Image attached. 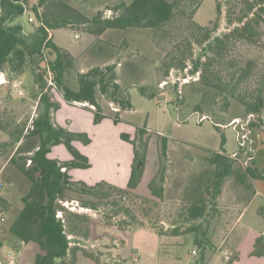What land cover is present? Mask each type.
<instances>
[{"label":"rangeland","instance_id":"374dc122","mask_svg":"<svg viewBox=\"0 0 264 264\" xmlns=\"http://www.w3.org/2000/svg\"><path fill=\"white\" fill-rule=\"evenodd\" d=\"M56 1L71 4L89 18L99 13L103 18H108L115 14L116 5L129 3L131 0H46L40 5L43 17L44 13L50 20L65 16V10ZM218 1L221 3L220 14L217 9ZM185 5V16L177 15L159 28H109L101 34L88 33L87 25L82 23H73L54 32L49 28L50 37H54L59 45L72 52L71 65L65 71L64 82L77 88L79 73H86L97 67L102 69L105 81L110 84L106 93L101 91L100 86L97 87L102 111L105 118L110 117L113 122L114 116L118 114L122 122H114L101 128L92 124L91 133L95 135L96 144L89 148L78 146L88 156L91 167L79 168L74 174L86 181H93L100 176L101 179H106L105 176L116 172L115 167L109 166L110 162L118 163L119 170L128 167L130 144H133L121 138L123 132L135 139L138 128L146 127L145 137L149 140L148 150L152 157L157 153L160 155L164 140L168 143L167 157L163 163L166 170L162 198L152 194L147 184V175L137 188L138 192L134 191L133 195L123 198L115 194L118 205L103 204L99 210L79 205L83 200L93 199L92 196L80 194L77 190L67 192V198L62 203L68 212L88 215L89 225L92 221V235L87 239L84 237L83 223H79L82 227L79 235L82 242L79 244L97 258L93 260L81 251L75 264H112L113 259H120L119 256H113V247L118 243L122 244L117 235L123 218L121 213L116 215L120 207L130 209L138 219L132 226L125 223L127 229L140 228L143 223L144 227L166 233L174 228L184 230L197 224L198 220L188 218L186 209L194 200L196 187L200 184L204 188L214 176L217 167L210 158L220 152L221 133L226 137L225 151H238V155H230L232 172L223 179L218 203L221 207L229 206L247 194V184L242 178L247 166L245 161L253 152L252 131L248 124L256 116H248L245 107L230 91L203 82L202 68L195 72L193 69L198 58L202 62H210L209 81L226 87L225 84L238 79L239 73L249 63L252 66L251 72L238 86V91L248 94L256 87H263L264 21L256 27V34L252 38L242 35L226 38L227 33L239 24L237 19L247 7L245 0H203L193 17L189 15L193 3L186 1ZM30 16L36 17L35 13L26 12L16 20L23 24L26 32L42 24L39 17H36L34 23L29 22ZM75 33L79 37H75ZM217 36L223 37L225 41L221 55L209 48V43ZM54 58L52 53L44 54L46 64ZM47 75L44 71L45 95L54 98L52 101H57L61 93L49 84ZM27 85L26 81V87ZM113 89L117 90L119 99L127 97L132 106L123 109L113 101ZM38 92H41L40 88H30L27 94L19 96L11 89L0 88V126L4 127L0 143H10L0 147V166H5L4 177L7 180L5 191L0 195L1 210L6 218L0 223V259H6L10 253L15 264H35L40 250L37 243H22L10 231L23 206L22 196L31 185L30 180L11 162L19 144L11 142V133L23 125L27 131L33 118L43 113L45 103ZM262 116L264 117V112ZM242 125L250 130L245 140L241 138ZM106 133L107 139L104 137ZM241 140L245 143L242 150ZM107 141L110 146L104 145L103 142ZM111 148L113 152L106 157L105 151L109 152ZM63 149L68 151L66 147ZM208 194L201 192L198 196ZM260 204L261 200L258 199L252 210ZM212 213L214 214L213 211ZM125 218L130 221L129 215ZM211 234L208 233L210 236ZM195 237V233H184L171 245V250L178 255L179 264L198 262L199 256L192 251L199 248ZM216 240L220 242L221 239ZM116 261L118 260L114 262ZM58 264L64 263L58 260ZM129 264H133L131 257ZM211 264H220V261H213Z\"/></svg>","mask_w":264,"mask_h":264},{"label":"trees","instance_id":"16d2710c","mask_svg":"<svg viewBox=\"0 0 264 264\" xmlns=\"http://www.w3.org/2000/svg\"><path fill=\"white\" fill-rule=\"evenodd\" d=\"M45 1L0 0V71H7L10 79L30 71L34 75L36 84L43 92L40 98L45 103L43 113L33 118L32 125L27 128V131L23 125L11 133V142L20 143L11 157V162L30 180L31 185L25 195L22 196L23 206L12 223L10 231L22 243L35 242L38 244L40 250L36 255L35 264H58V260L68 264V259L70 264H75L81 251L93 260H97V258L94 253L79 244L82 242L79 239L82 227L84 228V237L87 239L90 235V217L79 212H68L62 203L67 198V192L77 190L80 194L93 197V199L83 200L79 204L81 207L99 210L103 204L118 205L115 202V194L121 198L131 196L141 183L147 162L149 140L145 137L146 127L138 128V135L135 139H131V135L127 132L121 133V138L132 143L134 147L132 170L126 187L112 184L106 180L94 184L72 180L69 173L70 169L91 167L88 156L83 154L73 144V141L81 140L85 144H89L92 139L85 132H73L53 122L51 112L59 109L61 104L59 101H52L47 94L45 95L46 87L43 81V72H46V65L48 64L54 72L55 89L61 93L66 102L71 104L88 102L90 104L88 107L94 110L95 124L100 123L105 118L98 99L97 87L100 86L101 91L106 93L110 84L105 81V72L98 67L86 73H79L77 88H72L66 84L64 74L67 67L71 65V53L59 46L52 37H49L47 28L57 29L73 23H82L87 25L86 31L92 34H101L109 28H159L177 15L185 16L187 14V7L184 6L186 1L193 3V8L189 14L190 17H193L203 0H131L129 3L122 2L116 5L114 7L115 14L108 18H103L100 13L89 18L71 4L56 1V4L65 10V16L54 20H50L46 13H44V17L39 13L38 9ZM245 1L247 7L237 19L239 24L227 33L226 38H231L234 35L252 38L256 34V27L261 21H264V0ZM217 9L220 14V1L217 2ZM26 12L35 13L42 22L30 32H26L23 24L16 21ZM44 45L47 49V55L49 53L55 55V58L48 61L47 64L44 61ZM224 45L223 37L217 36L214 41L209 43V48L221 55ZM213 58L216 57L213 56ZM209 66L210 62H202L198 58L193 72L202 68L201 79L203 82L212 87L230 91L236 100L245 107L248 116H256L248 124L250 130L262 128L264 125V117L262 116L264 112V86L254 88L248 93L249 95L238 91V86L251 72V64L248 63L242 69L238 79L233 80L230 84L229 82L225 84L226 87L209 81ZM116 88L117 85H115ZM115 89L112 92L113 101L120 104L123 109L131 107V101L127 97L119 99ZM142 92L144 93L143 89ZM257 117L258 120H256ZM114 122L116 124L120 122L118 114L114 116ZM217 128L220 129L218 126ZM0 129L4 130V127L0 126ZM221 134L220 152H216L210 158L211 162L216 164L217 169L213 178L206 183L204 188L200 184L196 187L193 194L194 200L187 207V215L190 220L206 217L208 203L213 202L221 193L224 177L232 172V158L224 153L226 137L224 133ZM61 143L66 145L72 153L73 159L61 161L58 158L49 157L48 154L52 151V147ZM9 144V142H3L0 143V147ZM167 151L168 143L167 140H164L159 155L160 169L149 183L152 194L160 198L163 197L164 192L163 181L166 166L163 163L167 157ZM246 178L264 179V171L247 165L242 179L245 180ZM201 192H208L209 196H198ZM120 213L123 216L120 223L121 229H127L125 223L127 226L136 224L138 219L130 209L120 207L116 215ZM259 213L264 217V206L259 209ZM127 215L130 216V221L125 218ZM79 223H83V226L80 227ZM140 227H144V224L142 223ZM198 228L199 226L191 225L184 230L174 228L171 231H166V233L172 235L195 233L196 244L206 246L209 243L206 233L198 232ZM157 232L159 234L165 233L163 231ZM252 254L264 255V234L257 238ZM229 262H232V259ZM200 264H204V257L201 258Z\"/></svg>","mask_w":264,"mask_h":264},{"label":"crops","instance_id":"0c3cea01","mask_svg":"<svg viewBox=\"0 0 264 264\" xmlns=\"http://www.w3.org/2000/svg\"><path fill=\"white\" fill-rule=\"evenodd\" d=\"M54 30L56 29H53V32ZM19 79L23 81V88L26 94L29 92L30 88L33 90H37L39 88L34 80V75L30 71H27L23 75L13 77V79H10V81ZM26 81L28 84L27 87ZM0 88L1 90H7V88L10 90L11 85H0ZM42 93L43 92H40L39 96H41ZM51 100H54V98H51ZM57 101L60 102L61 106L59 109L55 111L53 110L51 112L53 122L73 132H85L92 139L91 143L89 144H85L81 140H74L73 144L77 148L78 146L89 148L96 144L94 138L95 135L91 133V127H93L92 124L98 126V128H101L103 126H110L114 123L110 117H107L99 124H95L94 110L89 108L87 105L81 104L79 102L73 104L68 103L64 100L62 95L57 97ZM38 115H36V117ZM120 123L122 122H119L118 124ZM251 131L253 152H251L252 154H249L245 164L254 168L262 169L264 171V125L260 129ZM2 133L3 130L0 129V136ZM104 137L107 139V133ZM103 143L106 146H110L108 145V141ZM64 147H66V145L63 143L53 146L52 151L48 154L49 157L58 158L61 161H69L73 159V155L67 147L66 148L68 151H63L65 150L63 149ZM130 148L131 149L127 160L128 167H123V170H119L120 167L118 166V163L113 164L110 162L109 166L111 168L115 167V173L111 172L109 176H105L106 179H101L102 176H100L99 179L86 181V179H82L81 176L74 174V172H78L79 168H72L69 170L72 180L84 181L88 184H94L98 181L106 180L112 184L126 187L130 178L134 158L133 145L130 144ZM110 152H113L112 148L109 152L105 151L106 157L111 155ZM235 152L237 153L238 151H234L232 153L225 151V154L232 156V154ZM61 153H63L62 156ZM159 166V154L157 153L154 155V157H152L150 155V150H148L147 162L143 174V178H145L146 175L148 176V186L150 181L157 175ZM245 181L248 191L243 198H240V201L231 203L229 206L221 207L220 203H218L219 196L221 195L220 193L213 202L208 203L206 217L198 219V223L194 224V226H199L197 229L198 232L203 234L206 233V237L209 240V243H207L206 246L198 245L199 248H194L196 250L195 254L199 256L198 262L196 264H200L202 257H204V264H211L213 261H220V264H264V255L257 256L252 254L257 238L264 234V217L259 213V209L264 206V179L246 178ZM137 188L135 191L138 192ZM207 196H209V194ZM258 199L261 200V204L252 210L253 205ZM211 210L214 212V214ZM89 227V238H91L93 229L92 221ZM208 233H212V237L208 235ZM222 233L225 234L222 235ZM117 235L121 239L122 244L120 245L118 243L113 247V256H119L120 259H113L112 264H129L130 257L133 260V264H179L178 255L171 250V245L174 244L176 239L180 238L182 235H172L168 233L159 234L155 229L149 227H140L134 229L118 228ZM216 239L221 240L218 242ZM80 256L81 255L79 253L77 261L79 260ZM230 259H232V262H229ZM115 260L118 261L114 262Z\"/></svg>","mask_w":264,"mask_h":264},{"label":"built area","instance_id":"2783aa9c","mask_svg":"<svg viewBox=\"0 0 264 264\" xmlns=\"http://www.w3.org/2000/svg\"><path fill=\"white\" fill-rule=\"evenodd\" d=\"M37 1V0H35ZM39 13L41 14V9L39 7ZM37 17V16H36ZM33 16L29 17V22L34 23L35 19ZM38 19V18H37ZM42 23V22H41ZM25 28V27H24ZM49 31V28H47ZM49 37H50V33H49ZM75 37H79L78 33H75ZM47 49L45 47V45L43 46V54H47ZM46 72L48 73L47 78H48V82L49 84L53 87V89L55 88V81H54V72L51 70L50 66L47 64L46 65ZM6 84H10L11 85V89L19 96H24L25 90L23 88V81L21 79L19 80H14V81H10V79L8 78V74L6 71L1 70L0 71V85H6ZM81 104H85V105H90L88 102H79ZM92 107H94L92 105ZM117 109V108H115ZM206 117V116H204ZM236 121H239V119H236ZM235 125L237 124V122H234ZM248 128V127H247ZM246 130V132L244 131ZM241 138H244V140L248 137L250 130H247L245 128V125H242L241 130ZM240 145L241 148H243L245 146V143L243 140L240 141ZM238 153H233L232 156H237ZM4 170H5V166H0V195L4 192L5 188H6V180L4 177ZM5 215L3 214L2 210H1V206H0V223H2L3 221H5ZM193 253H196V250H193ZM0 264H15V259L14 257L12 258V255L9 253L8 257L6 259H0Z\"/></svg>","mask_w":264,"mask_h":264}]
</instances>
